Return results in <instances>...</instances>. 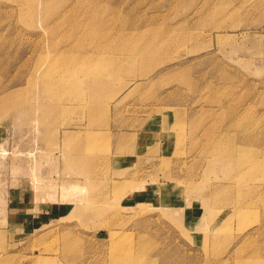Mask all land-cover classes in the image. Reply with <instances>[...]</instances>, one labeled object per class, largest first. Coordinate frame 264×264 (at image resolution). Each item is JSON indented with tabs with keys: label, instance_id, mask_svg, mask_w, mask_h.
Wrapping results in <instances>:
<instances>
[{
	"label": "rangeland",
	"instance_id": "374dc122",
	"mask_svg": "<svg viewBox=\"0 0 264 264\" xmlns=\"http://www.w3.org/2000/svg\"><path fill=\"white\" fill-rule=\"evenodd\" d=\"M39 1L0 0V264H263L264 0H81L52 40Z\"/></svg>",
	"mask_w": 264,
	"mask_h": 264
},
{
	"label": "bare ground",
	"instance_id": "6f19581e",
	"mask_svg": "<svg viewBox=\"0 0 264 264\" xmlns=\"http://www.w3.org/2000/svg\"><path fill=\"white\" fill-rule=\"evenodd\" d=\"M47 1V0H46ZM78 3H81V0H73L70 4H68V8L63 11V12H56V16L52 15L55 17V20L53 22V24L50 25V27H48V29L46 30L45 29V33L47 34V40L50 39L52 40V38L54 37L55 35V32L57 30V27L56 25L57 24H60L64 21L65 18H68L67 12H71L76 6ZM40 5L41 7L45 4V1L44 0H40L37 5ZM45 9H49V7H46ZM45 13L48 15L50 13V11L48 10H45ZM86 16V20L88 22H91V24H95V21H96V15L91 13V12H88L85 14ZM45 21H48L47 17H45ZM87 22V23H88ZM90 29H92L90 26L88 27ZM71 47L68 46L66 49H70ZM104 66V64H101L100 66H98L97 70H100L102 67ZM41 72V67H33L30 71V74L28 75V78H27V81L26 83H29L30 84V88H34L36 87L37 84H40L41 86V96L44 98V99H50L53 95V93L50 92L48 86L51 85V80L50 78H48L47 76H43V75H40L39 73ZM47 81L49 82V84H47ZM20 84V81H15L11 84H9V86H15V85H18ZM7 87H5L3 89L6 90ZM35 90V89H34ZM36 95L35 96H38L39 94L38 93H35ZM14 98H17L19 100H15L12 104V108L13 110H17V112L19 111H22V112H25V110L28 108V106L26 105L27 102L25 101V98H20V97H16L15 94L13 93H8V94H1L0 95V108L2 109L3 108V103H8L6 100H10L11 99H14ZM30 111V108H28L26 110V112H29ZM4 149L2 148V146H0V155L3 157L4 155ZM15 172V171H14ZM249 199V198H247ZM250 200V199H249ZM246 201V199L244 200ZM211 228H213V230L215 231V228L214 226H211ZM219 236V235H218ZM212 239H216L217 240V237L216 235H212ZM264 264V263H263Z\"/></svg>",
	"mask_w": 264,
	"mask_h": 264
}]
</instances>
